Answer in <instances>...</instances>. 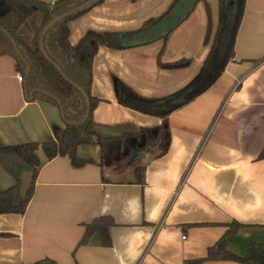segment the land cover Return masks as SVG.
Instances as JSON below:
<instances>
[{
  "label": "crops",
  "instance_id": "obj_1",
  "mask_svg": "<svg viewBox=\"0 0 264 264\" xmlns=\"http://www.w3.org/2000/svg\"><path fill=\"white\" fill-rule=\"evenodd\" d=\"M174 1L104 0L69 23L72 46L90 31L99 44L91 88L100 101L93 113L97 138L79 147L88 161L82 166L66 154L47 159L43 144L66 130L60 102L35 99L27 79L18 80L16 60L0 52V147L38 144L41 163L25 213L0 215V264H187L206 258L236 225L230 252L244 256L250 243L264 246V0H246L235 57L219 79L170 114V149L143 156V184L129 164L138 146L133 136L163 120L121 105L118 85L147 99L189 85L210 51L207 6L215 28L219 0L199 2L166 44L106 43L160 18ZM182 60L189 65L164 66ZM17 185L0 163V190ZM100 218L114 225L82 244L87 226Z\"/></svg>",
  "mask_w": 264,
  "mask_h": 264
},
{
  "label": "trees",
  "instance_id": "obj_2",
  "mask_svg": "<svg viewBox=\"0 0 264 264\" xmlns=\"http://www.w3.org/2000/svg\"><path fill=\"white\" fill-rule=\"evenodd\" d=\"M100 0L81 12H77L52 27L43 39V47L48 58L41 50V37L44 29L53 21L70 10L82 5L85 0H58L46 4L38 0H0V52L13 57L18 71L27 79L28 90L34 92L35 99H44L60 106L64 112L66 130L57 141L43 144L48 160L61 154L68 155L76 166L88 161L78 156L82 145L96 144L93 131V113L100 103L91 94L93 83V62L99 44L96 34L88 32L76 46L70 44L69 23L86 14L91 8L103 3ZM202 0H175L160 18L152 19L138 31L113 34L107 41L110 48L135 47L163 40L167 43L170 35L193 13ZM246 0H219L218 22L213 27L209 7V23L205 45L210 47L208 57L193 81L182 90L163 98L147 99L131 92L123 84L118 85L121 105L139 113L160 117L163 122L156 128L141 129L133 138L137 141V154L129 164L134 168L136 182L145 181V168L141 165L144 155L164 156L171 146L169 116L174 111L190 103L209 89L222 75L227 65L235 57V42L245 13ZM16 44V47L14 46ZM189 65L182 60L164 65L169 69H181ZM29 66L30 73L26 71ZM89 98V116L85 97ZM84 121V122H83ZM38 144L1 146L0 163L18 180V185L8 190H0V215L24 214L32 195L34 180L40 167L37 155ZM264 159V150L260 155ZM24 170L33 173V180L26 196L19 193L20 175ZM114 225L111 218H100L87 226L82 244L96 231L108 230ZM239 226H231L220 241L211 247L204 259L187 264H201L207 261H233L241 264H264V246L250 243L244 256L229 251V244L235 239Z\"/></svg>",
  "mask_w": 264,
  "mask_h": 264
},
{
  "label": "water",
  "instance_id": "obj_3",
  "mask_svg": "<svg viewBox=\"0 0 264 264\" xmlns=\"http://www.w3.org/2000/svg\"><path fill=\"white\" fill-rule=\"evenodd\" d=\"M98 1H100V0H85V2L82 5H80L79 7H76L74 9L70 10L69 12L65 13L62 16L55 17L53 19V21H51L48 24V26L44 29V31L42 33V37H41V50L43 51L44 55L47 58H48V56L45 53V50H44V47H43V39H44L45 35L47 34V32L52 27H54L57 23L63 21L64 19L68 18L69 16H71V15L77 13V12H81V11L85 10L86 8L92 6L93 4H95ZM14 46L16 47L15 43H14ZM77 88L82 93V95L85 97V101H86V104H87V114H86V117L84 119V121H86L88 116H89V110H90L89 98L87 97V94L81 88H79V87H77ZM136 154H137V148L133 147L131 160H133L135 158ZM32 180H33V173L31 171L23 173V177L21 179L20 194L23 195L24 197L26 196L27 192L29 191V189L31 187Z\"/></svg>",
  "mask_w": 264,
  "mask_h": 264
},
{
  "label": "built area",
  "instance_id": "obj_4",
  "mask_svg": "<svg viewBox=\"0 0 264 264\" xmlns=\"http://www.w3.org/2000/svg\"><path fill=\"white\" fill-rule=\"evenodd\" d=\"M17 77H18V80H19L20 82H23L24 78H23V75H22L21 73H18V74H17Z\"/></svg>",
  "mask_w": 264,
  "mask_h": 264
}]
</instances>
